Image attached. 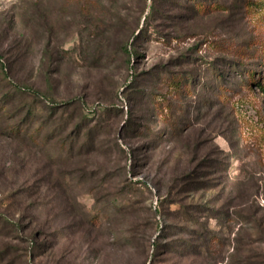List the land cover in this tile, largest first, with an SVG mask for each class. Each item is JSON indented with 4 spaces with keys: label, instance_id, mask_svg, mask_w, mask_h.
<instances>
[{
    "label": "rangeland",
    "instance_id": "1",
    "mask_svg": "<svg viewBox=\"0 0 264 264\" xmlns=\"http://www.w3.org/2000/svg\"><path fill=\"white\" fill-rule=\"evenodd\" d=\"M140 1L113 0L115 15L102 2L97 31L77 0H0V74L71 116L51 144L73 132L76 105L104 107L108 151L54 161L56 145L10 136L17 121L0 116V264H264V0L182 21ZM165 65L195 75L173 113L151 116L142 90Z\"/></svg>",
    "mask_w": 264,
    "mask_h": 264
},
{
    "label": "trees",
    "instance_id": "2",
    "mask_svg": "<svg viewBox=\"0 0 264 264\" xmlns=\"http://www.w3.org/2000/svg\"><path fill=\"white\" fill-rule=\"evenodd\" d=\"M77 6L79 7L78 11L80 14H83L84 16L91 17L92 21L88 23L90 27H93V30L99 29V24L104 20L103 18H100L99 16L104 14L107 10L106 7L103 8L102 2L105 3V0H77ZM110 1V4H112L109 8V13L115 15V11L112 10L113 0ZM147 0H141V10H145ZM165 4V5H162ZM222 7V4L218 2L217 0H166V3H164L163 0H151L150 4V10L153 15L158 13L168 14L170 16H177L182 21L184 18L187 17H196V16H203L206 14H209L213 11L219 10ZM167 11V12H166ZM86 14V15H85ZM98 17L100 19H98ZM94 18V19H93ZM99 20V21H98ZM129 27V26H128ZM81 31V30H80ZM152 31V30H151ZM155 33L159 36H161L163 39H167L166 35L158 30H154ZM128 31L127 28V33ZM97 35V32H94ZM149 31L148 29L142 28L139 32V38L145 37L148 35ZM81 40L83 43L86 41H89L90 33L84 34L83 31H81ZM137 37V36H136ZM175 37H180V35H175ZM89 45V42L86 43ZM134 51H137V47L134 44ZM127 53H130L131 51L128 48V45L126 46ZM188 55L186 53H182L179 57V63H186L187 62ZM215 64V63H214ZM213 63H210L211 67L215 68V65ZM190 70L187 71H173L169 69V65H165L161 68H154L153 70L148 72V78L151 80V86L148 90H142V93H144L146 96H148L151 99V104L148 106V110L150 111V115L155 114V109L157 111L163 113L164 116L168 115V111L173 113L174 110L173 106V99H177L178 101L182 100L184 98V94L187 91V87L190 84L191 76L194 78L195 74L191 75ZM220 78H224L221 73L218 74ZM204 88H207V83H204ZM158 85H161V90H157ZM218 86V84L216 85ZM225 86V82L219 83V87ZM7 90L5 91V89ZM0 116L8 117L10 120H16V123H13L10 126V131L8 134L14 138H26L30 141L31 144H34L35 147H47L48 150H51V147L53 145L55 147V150L50 152V156L54 161H57L60 156L66 154L67 152L75 155H84L92 151H101L104 156L107 155L108 151H106V148H104V144H99L100 141L98 139V136L100 135V132L105 127L101 122L102 111H106V109L103 107L101 110L94 109L92 110L94 113L98 114V118L94 117L95 114L91 113L88 109L85 108L82 103H79L76 105V107L79 108V113L77 114L78 117H80V120L75 123L73 132L70 133L67 137L64 139H60L61 143L59 144H51V142H57L55 140V137L62 133L61 128L64 124H68L71 121V116H66L67 118L63 116L55 117L57 112L61 109L59 102L56 100H49L44 99L40 96L39 92H36V90H32L30 86L23 85L21 83H15L12 84L9 82L8 77L5 75L0 74ZM160 96V98H156L157 96ZM156 96V97H155ZM220 100V99H218ZM65 105V104H62ZM64 110L68 109L70 107H63ZM62 108V109H63ZM49 111L51 113V116L43 119L44 112ZM101 112V113H100ZM94 117V118H93ZM65 121H64V120ZM96 120V121H95ZM93 121H95L93 123ZM64 123V124H63ZM147 129H152L150 125L146 126ZM5 131V130H3ZM95 134L97 136H95ZM54 139V140H53ZM66 139V140H65ZM99 142V143H98ZM155 145V144H154ZM119 147H121L122 151H125V149L122 147V145L118 144ZM184 147H186L185 144H183ZM182 146V147H183ZM126 152V151H125ZM70 154V155H71ZM72 154V155H73ZM105 165V164H104ZM207 164H204L206 166ZM102 167V166H101ZM83 169V168H81ZM103 170H100L98 173H105L107 172L108 168L106 166L102 168ZM65 177V174H61ZM83 174L81 175V177ZM110 177V176H109ZM127 179V178H126ZM126 181V180H125ZM173 181H175L173 179ZM199 181V180H198ZM202 181H199V183ZM195 183L194 180H190L189 184ZM197 183V182H196ZM128 184V182H127ZM146 185V183H143ZM129 186H134L133 182H129ZM121 190H117L116 192L110 193L109 198H111L115 204H118L121 206L124 205V199L121 198V195L119 193ZM126 201H129L126 198ZM202 211V209H200ZM74 215V213L72 214ZM215 217V216H214ZM208 229H206L200 236L203 238H207ZM196 240H198V237H195ZM156 248H160V242L156 241ZM188 244V242H187ZM188 245H195L188 244ZM182 247L185 246V242L181 245ZM189 247V246H188ZM187 246H185L184 249H186ZM182 253V252H181ZM198 253V252H197Z\"/></svg>",
    "mask_w": 264,
    "mask_h": 264
}]
</instances>
